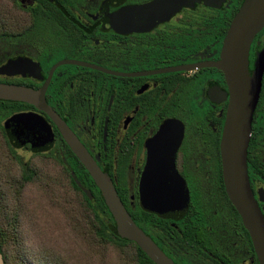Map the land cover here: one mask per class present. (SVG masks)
Instances as JSON below:
<instances>
[{
    "label": "flooded vegetation",
    "instance_id": "obj_1",
    "mask_svg": "<svg viewBox=\"0 0 264 264\" xmlns=\"http://www.w3.org/2000/svg\"><path fill=\"white\" fill-rule=\"evenodd\" d=\"M165 1L174 9L159 11ZM13 2L18 21L2 29L0 66L20 64L0 82L39 90L49 79L46 103L109 175L129 214L145 210L144 179L171 176L170 168L185 181L186 211L159 216L164 229L141 228L175 264H260L224 185L230 87L215 66L245 0ZM247 71L259 89L246 167L264 217V26L250 41ZM21 103L15 114H35L50 127L51 142L39 152L79 161L53 120Z\"/></svg>",
    "mask_w": 264,
    "mask_h": 264
},
{
    "label": "water",
    "instance_id": "obj_2",
    "mask_svg": "<svg viewBox=\"0 0 264 264\" xmlns=\"http://www.w3.org/2000/svg\"><path fill=\"white\" fill-rule=\"evenodd\" d=\"M160 4L157 9L161 12L174 9L171 1ZM263 26L264 0H245L230 24L221 59L215 63L225 73L230 87V99L220 142L224 185L232 204L242 217L260 264H264V217L251 194L246 167L251 120L259 87L249 78L247 54L251 39ZM63 63L74 62L64 61L59 64ZM19 64L18 60L9 61L5 66H0V74L7 69L16 68ZM48 81L49 79L39 90L0 82V100L28 103L45 112L99 189L114 219L117 234L135 242L155 264H175L134 222L109 175L100 169L66 123L46 103L45 90ZM3 127L10 145L16 149L29 143L32 151H41L51 142L50 127L41 117L32 113L13 114L3 122ZM168 171H171V176L144 179L143 182L148 185L143 187H147V190H139V200L142 207L149 212L158 216L176 217L186 211L189 195L185 181L178 175H173L170 168ZM71 174L78 187L91 199V191L78 181L73 172ZM0 264H5L1 254Z\"/></svg>",
    "mask_w": 264,
    "mask_h": 264
},
{
    "label": "trees",
    "instance_id": "obj_3",
    "mask_svg": "<svg viewBox=\"0 0 264 264\" xmlns=\"http://www.w3.org/2000/svg\"><path fill=\"white\" fill-rule=\"evenodd\" d=\"M17 9L13 0H1L0 2V38L4 36L2 29L6 26L17 25ZM23 109V103L15 101L0 100V140L6 150L11 162L17 167V177L12 176L5 179L4 171L0 170V254L5 264H16V256L21 255L20 239V218L22 210L10 205L8 200L1 199L3 196V186L7 182L13 190L10 193L18 206L22 207L20 194L28 184L35 183L41 178L47 177V172L40 171L31 161H22L17 155L16 148L12 147L5 135L3 122L14 112ZM32 158H38L41 161L47 160L49 165L55 164L59 171L67 179L70 187L65 190L67 193H59V190H50L53 204L54 215L56 219L60 217L63 221L64 230L62 234L73 236V246L75 249L67 248L61 252L59 247L60 235L54 230L55 226H50L54 237L53 245L49 244L47 250L49 253L44 256L39 255L40 262L45 264H76L73 259L78 258L92 264H155L137 245L131 240L120 237L117 234L116 226L112 215L110 214L101 194L89 173L84 166L75 159L64 163L50 155L39 151H32ZM56 168V169H57ZM74 173L78 181L91 191L92 198L89 199L86 194L75 183L72 174ZM126 191V190H124ZM61 195L59 198L58 196ZM68 195V197H64ZM61 199L62 201H60ZM134 222L142 229L147 228V224L155 226L157 229L165 228L163 220L159 216L143 209L130 211ZM71 234V235H70ZM63 244V243H62ZM42 246V245H41ZM64 248V247H62ZM51 251V252H50ZM22 256V255H21ZM24 261V260H23ZM18 264H24L23 262Z\"/></svg>",
    "mask_w": 264,
    "mask_h": 264
},
{
    "label": "rangeland",
    "instance_id": "obj_4",
    "mask_svg": "<svg viewBox=\"0 0 264 264\" xmlns=\"http://www.w3.org/2000/svg\"><path fill=\"white\" fill-rule=\"evenodd\" d=\"M16 152L22 161L31 160L40 171L47 172V177L41 178L37 182L28 184L23 188L19 196L20 201H22V207L18 206V202L10 196L12 195L10 191H5L13 190L8 183L6 182L3 186L1 199L8 200L10 205H13L17 211L22 210V217L19 220L20 231L18 233L22 256H16V264L21 262L24 264H45L40 262L39 255L42 253L46 256L49 253L47 250L50 249L47 246L49 244L53 245L54 237L56 236V234H52L50 226H55L54 230L60 235L57 239L60 240V246L64 247H59L61 252L67 248L75 249L73 246L74 240L72 241L73 236L70 234L71 239L68 235L62 234L66 229L61 218L59 217L57 220L54 215L52 205H55L56 202L52 201L50 193V190H59V193H67L65 190H69L70 187L66 177L57 168L58 165L55 166L52 163L49 165L50 162L47 160L41 161L38 158H32V153L28 149L18 148ZM9 159L0 140V170L4 171L5 179H10L12 176L17 177V167ZM58 197L60 198L61 195ZM64 197H68V195H64ZM59 200L62 201L61 199ZM78 256L73 259L76 264H92L91 262L84 263Z\"/></svg>",
    "mask_w": 264,
    "mask_h": 264
}]
</instances>
